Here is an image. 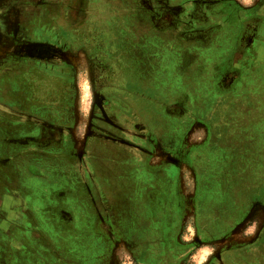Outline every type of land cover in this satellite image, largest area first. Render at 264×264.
Listing matches in <instances>:
<instances>
[{
	"label": "rangeland",
	"instance_id": "374dc122",
	"mask_svg": "<svg viewBox=\"0 0 264 264\" xmlns=\"http://www.w3.org/2000/svg\"><path fill=\"white\" fill-rule=\"evenodd\" d=\"M101 123L138 134L162 219L174 193L188 219L117 264H264V0H0V218L31 232L22 262L70 235L90 144L132 148Z\"/></svg>",
	"mask_w": 264,
	"mask_h": 264
},
{
	"label": "crops",
	"instance_id": "0c3cea01",
	"mask_svg": "<svg viewBox=\"0 0 264 264\" xmlns=\"http://www.w3.org/2000/svg\"><path fill=\"white\" fill-rule=\"evenodd\" d=\"M102 150L95 157L90 156L88 166L80 167L75 171L80 179L73 181L72 185V192L74 193L72 231L70 235L57 234L55 251L57 257L55 259H49V251L40 243L42 249L40 256L43 259L41 264H94L93 262L96 264L103 259L102 256H106L104 264H117L119 260L117 255L121 256L129 250L126 243V240L129 239V236L126 235L128 230L131 232L130 236L137 238L138 241L140 239L141 246L147 249H150L151 246L148 241L144 242L148 237L146 232L160 234L158 227L162 221L161 184L155 181V178L151 183H144L140 179L141 173L156 175L158 170L145 167L141 169L136 167L134 161L131 162L132 164H128L130 158L125 161L127 154L123 150L114 155H107L105 153L107 149ZM89 151L92 152V150ZM55 156L48 153L45 157L53 158ZM65 156L69 157L67 154ZM58 194L65 195V192L60 190ZM147 194L151 199L145 198ZM61 197L64 199V196ZM176 197L177 195L174 193L173 205L171 203L164 205L165 211H168L170 216L168 221L171 224L167 235L168 239L176 237L179 226L177 219L188 220L186 216L184 218L181 215L182 213L184 215L181 201L179 211L177 210L176 214L178 207ZM13 198L12 201L21 200V204L19 203L21 207L22 204L25 205L26 199L23 196L19 199L17 196H13ZM146 204L148 207L152 206V218H150L148 211L143 210ZM7 205L5 199L0 198V212ZM81 207L82 211H80ZM130 215L132 216L131 219ZM14 219H16L14 215H10L7 219L0 218V264H32V262H22V257L18 258L15 251V246L18 245L19 240L25 239L24 243L28 245L27 239L31 232L24 230L21 235V231L14 227L17 226ZM151 223L152 225H150ZM144 224H146L145 227ZM66 237L72 240V246L67 248L62 245V241H65ZM153 237L157 236L154 234ZM157 247L155 245L153 248ZM85 254L93 257L92 259L90 257L89 263L84 262ZM99 257L102 258L97 259ZM66 258H70L72 262Z\"/></svg>",
	"mask_w": 264,
	"mask_h": 264
},
{
	"label": "flooded vegetation",
	"instance_id": "af4514ba",
	"mask_svg": "<svg viewBox=\"0 0 264 264\" xmlns=\"http://www.w3.org/2000/svg\"><path fill=\"white\" fill-rule=\"evenodd\" d=\"M114 125H108V124H105V123H101V127L105 130V131H107V133H106V135L107 136H109L110 135V137L112 138V137H121V139H123V140H125V141H123V140H121L120 142H123V143H126V144H129L130 146H132V148H134V147H136L137 149H132V148H130L129 146H126V145H123V144H119L118 142H112V141H109V140H103V142L102 143H104V144H96L95 146H93V144H90V146H89V149L90 150H93L92 152L91 151H88V158H90V156L89 155H93V154H97V153H101L103 150L102 149H107V151L105 152L107 155H114L115 153H117V152H119L120 150H123L124 151V153L125 154H127V156H126V159H125V161L128 159V158H130V161H128L127 163L128 164H132L131 162H133L134 161V163H135V165H136V167H138V165H137V161H138V159H139V150L138 149H140V146L139 145H141L140 144V142H139V139H138V134H136L135 132H131V131H129L128 129L126 130V132H124V133H122V132H120L119 130H117L116 128H114L113 127ZM125 131V130H124ZM135 137V138H134ZM49 138V137H48ZM130 142H133V143H130ZM60 144H55V146H57V147H59L61 150H62V146H61V144L62 143H64L63 142V138H62V141H60L59 142ZM142 146H143V144H142ZM93 147H95V148H93ZM93 148V149H92ZM66 151H69V153H72L69 149H66ZM67 155H69V156H71L70 154H68V153H66ZM138 157V158H137ZM127 165V164H126ZM83 166H86V164L85 165H83V161H81V164H80V166H79V168L80 167H83ZM140 168V167H139ZM141 169H143V168H141ZM158 173V172H157ZM168 185V187L170 188L171 187V185H170V183H168L167 184ZM169 188H167V189H169ZM169 190H171V189H169ZM169 196H171V193H169ZM170 199H171V197H170ZM151 207V206H150ZM132 218V216L130 215V219ZM167 218L169 219L170 218V216L168 215L167 216ZM167 218H164V219H162V221H167V222H169L168 221V219ZM161 221V222H162ZM161 222H160V224H159V227H158V230H159V228L161 227ZM158 223V222H157ZM170 222H169V226H168V229L165 231V234H166V237L167 238H169L167 235H168V233H169V229H170ZM125 230V229H124ZM127 231V230H126ZM159 232H160V230H159ZM178 232V231H177ZM176 232V233H177ZM131 234V232L128 230L127 232H126V235H130ZM126 243L128 244V249L129 250H133L134 249V247H136V251L138 252V254L140 253H143V252H146V250H147V248H144V247H142L141 246V242H138V241H136V242H133V243H135V244H131L130 242H129V240L127 239L126 240ZM151 250V249H150Z\"/></svg>",
	"mask_w": 264,
	"mask_h": 264
}]
</instances>
